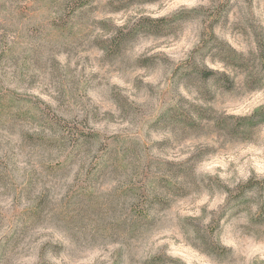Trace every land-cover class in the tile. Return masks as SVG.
Segmentation results:
<instances>
[{"label":"rangeland","instance_id":"374dc122","mask_svg":"<svg viewBox=\"0 0 264 264\" xmlns=\"http://www.w3.org/2000/svg\"><path fill=\"white\" fill-rule=\"evenodd\" d=\"M262 47L264 0H0V264H264Z\"/></svg>","mask_w":264,"mask_h":264},{"label":"trees","instance_id":"16d2710c","mask_svg":"<svg viewBox=\"0 0 264 264\" xmlns=\"http://www.w3.org/2000/svg\"><path fill=\"white\" fill-rule=\"evenodd\" d=\"M119 39H122V37H119ZM262 51H264V47H262ZM218 72H215L214 70L212 69H208V71H205V76L206 77H211L213 75H217ZM223 74L227 77V78H230L229 75L226 73V72H223ZM246 119L248 120H251L253 122H257L258 120H262L264 119V107L257 110L255 113L249 115L246 117ZM253 183V179H249L247 182H246V186L247 187H251L253 185H251Z\"/></svg>","mask_w":264,"mask_h":264}]
</instances>
